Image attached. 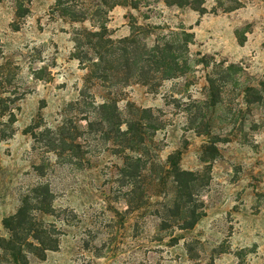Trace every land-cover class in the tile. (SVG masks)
Masks as SVG:
<instances>
[{"label":"rangeland","instance_id":"obj_1","mask_svg":"<svg viewBox=\"0 0 264 264\" xmlns=\"http://www.w3.org/2000/svg\"><path fill=\"white\" fill-rule=\"evenodd\" d=\"M202 1L0 0V264H264V0Z\"/></svg>","mask_w":264,"mask_h":264},{"label":"trees","instance_id":"obj_2","mask_svg":"<svg viewBox=\"0 0 264 264\" xmlns=\"http://www.w3.org/2000/svg\"><path fill=\"white\" fill-rule=\"evenodd\" d=\"M164 2H165V4H169V5L177 6V7L188 6L195 11H202L201 7L203 5L202 0H164ZM66 10H67V12H69V9H66ZM93 36L101 37L100 34H96ZM23 215H24V210L18 211L16 216L14 218H12L10 220V222H12V224H14L17 228H20V227L23 228V226H25L27 224L23 220ZM7 222L8 221H6V223ZM186 229H188V228H186ZM30 230H31L30 232L34 234V238L39 243L40 248H46L47 245H45V243L43 241H41V240H43L42 238L46 236V233H44V232L38 233L36 229H30ZM42 250H43V252H45L47 249H42Z\"/></svg>","mask_w":264,"mask_h":264}]
</instances>
